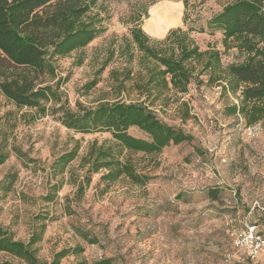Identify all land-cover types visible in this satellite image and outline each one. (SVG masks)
<instances>
[{
  "label": "rangeland",
  "instance_id": "1",
  "mask_svg": "<svg viewBox=\"0 0 264 264\" xmlns=\"http://www.w3.org/2000/svg\"><path fill=\"white\" fill-rule=\"evenodd\" d=\"M229 1L188 0L185 8L184 0H104L111 14L107 29L83 49L82 65H73L79 52L60 59V74H70L61 90L73 108L77 102L93 107L107 100L142 99L130 87L117 94L110 76L113 68L125 64L118 49L129 34L133 16L138 15L143 29L153 37L162 38L171 28L191 27L202 49L221 52L224 65L242 61L245 53L235 46L227 48L223 33L208 28L209 19ZM109 49H116V55L98 76L96 86L86 92L83 85L102 68ZM235 101L236 96L223 94L217 83H193L188 93L169 96L168 105L159 100L157 112L179 128L185 139L160 153L133 155L138 169L150 176L145 184L126 177L106 184L96 173L83 199L68 202L66 196L73 198L75 192L68 181L69 169L78 165V158L64 174L67 181L59 199L47 204L39 196L47 190L55 156L71 148L75 138L81 139L82 155L94 138H111V133H75L51 113L30 120L22 115L28 110H19L0 93V142L7 137L36 158L29 162L28 157L21 159L11 152L0 166V179L10 170L18 172L12 191L0 192V222L17 238L27 240L33 215L49 209L54 217L38 243L39 256L51 260L55 251L78 242L85 247L83 254L67 256L61 264L79 259L94 264L107 258H112L111 264H257L232 244L229 230L253 222L264 230V122L248 126L241 114L228 115L225 106ZM8 110L12 113L6 114ZM129 131L146 137L135 126ZM209 188L218 190L216 198ZM74 225L89 230L98 241L83 239ZM5 258L0 252V260Z\"/></svg>",
  "mask_w": 264,
  "mask_h": 264
},
{
  "label": "trees",
  "instance_id": "2",
  "mask_svg": "<svg viewBox=\"0 0 264 264\" xmlns=\"http://www.w3.org/2000/svg\"><path fill=\"white\" fill-rule=\"evenodd\" d=\"M184 5L187 8L188 0H184ZM145 15L148 16L147 8ZM110 17L104 0H0V93L5 99L19 110H28L22 115H29L30 120L51 113L75 133H111V138H94L82 155L81 139L75 138L71 148L55 156L48 172L47 190L39 196L44 203L59 199L67 181L64 174L78 158V165L69 169L68 181L75 192L73 198L66 196L68 202L83 199L96 173H101L100 181L106 184L123 177L145 184L150 176L138 169L133 155L160 153L171 143L185 139L179 128L161 118L155 108L157 102L161 100L168 105L169 96L188 93L193 83H217L223 94L236 96L235 102L225 106L228 115L241 114L248 126L264 122V0H230L209 19L208 28L223 33L227 48L235 46L245 53L242 61L228 65L223 64L218 49L201 48L191 27L171 28L164 37L157 38L143 29L141 16H133L129 34L123 36L118 49L125 64L121 69L113 68L110 76L117 94L130 87L143 98L107 100L93 107L77 102L73 108L61 90L70 74H60L59 61L79 52L73 65H82L83 49L106 31L105 22ZM115 55L116 49L108 50L102 68L83 85L86 92L96 86L98 76ZM134 126L146 137L130 133ZM11 152L21 159L28 157L29 162L36 161L3 137L0 166ZM17 179V171L6 172L0 179V192L12 191ZM209 193L218 196L215 188H209ZM67 210L74 211L70 206ZM53 217L49 209L35 213L27 240L17 238L10 227L0 222V252L8 257L0 260V264H61L67 256L83 254L85 247L78 242L55 251L51 260L39 256L38 243ZM74 229L88 242L98 241L89 230L76 225ZM111 261L112 258H107L94 264ZM70 264L88 262L79 259Z\"/></svg>",
  "mask_w": 264,
  "mask_h": 264
},
{
  "label": "built area",
  "instance_id": "3",
  "mask_svg": "<svg viewBox=\"0 0 264 264\" xmlns=\"http://www.w3.org/2000/svg\"><path fill=\"white\" fill-rule=\"evenodd\" d=\"M232 244L257 264H264V232L257 223H246L229 230Z\"/></svg>",
  "mask_w": 264,
  "mask_h": 264
}]
</instances>
